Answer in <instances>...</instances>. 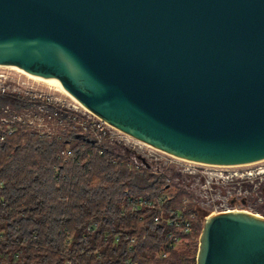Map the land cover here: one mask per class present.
Segmentation results:
<instances>
[{"label": "water", "instance_id": "obj_1", "mask_svg": "<svg viewBox=\"0 0 264 264\" xmlns=\"http://www.w3.org/2000/svg\"><path fill=\"white\" fill-rule=\"evenodd\" d=\"M0 66L178 158L264 160V0H0ZM196 264H264V217L207 216Z\"/></svg>", "mask_w": 264, "mask_h": 264}, {"label": "trees", "instance_id": "obj_2", "mask_svg": "<svg viewBox=\"0 0 264 264\" xmlns=\"http://www.w3.org/2000/svg\"><path fill=\"white\" fill-rule=\"evenodd\" d=\"M7 105L28 107L0 95V111ZM131 154L80 131L43 137L22 129L0 140V264H196L200 218L185 248L158 257L174 228L154 220L157 208L135 210L130 198L158 196L174 183L131 168ZM185 194L178 186L167 198L166 216L182 208Z\"/></svg>", "mask_w": 264, "mask_h": 264}, {"label": "built area", "instance_id": "obj_3", "mask_svg": "<svg viewBox=\"0 0 264 264\" xmlns=\"http://www.w3.org/2000/svg\"><path fill=\"white\" fill-rule=\"evenodd\" d=\"M4 85H6V83H0V91H2L0 95L6 94L5 96H10L14 98L20 97L19 95H12L11 93H8V88L6 89ZM22 85H25L24 90L28 91V94L24 96H28L27 101L34 104V110H37L39 108V110L42 112L46 111L47 109H51L48 111V117L50 119H53V116L58 115L60 117V121L58 124H67V127L69 128H71L72 126L75 129L74 131L78 130L84 134H87L98 145H101L105 141L120 144L123 142L126 144H130L133 143L132 141H135L139 144L147 146L145 143L110 125L102 118L83 108L82 106L81 107L85 110V112H82L80 114L88 116L86 113L88 112L95 118L86 119L83 117L84 121L77 122V117H82L78 113L74 114V116H70L69 118H67L69 116L70 111L68 109L60 108L54 105V97L52 94L34 93L33 89L27 86V84L22 83ZM18 99L22 100L21 97ZM2 112L3 113H0L1 141H5L8 137L16 134L22 129L30 130L33 134L46 133L45 130H40L43 129L42 126L38 125L39 127H35L37 125L36 120H39V117L37 116L32 119L23 118L20 114L15 113L10 105H7ZM78 126L80 127L78 128ZM147 147L150 148V150H153L151 151L152 156L157 155V152H161L178 160L174 165V167L176 168L177 177L165 176L164 178L170 184H177L180 180V176L189 177L190 184H188L186 187L194 194L198 195L200 198L207 200L209 203H213L212 209L208 211L205 218L209 215L232 210H244L251 212L255 215L257 214L258 216H262L261 214L255 213L247 209H234V207L231 206V198H246L251 196L250 188L243 187L247 183H249V185L251 186L252 183L257 185L258 182L261 184L259 188H261L262 190L264 189V167L256 168L255 165L264 162V160L239 165H209L200 164L198 162L191 163L186 160L176 158L152 146ZM142 158L143 157L139 156L141 163L139 164L137 162V170H140L141 167L142 169H144L149 168V166H151V164L147 162V159L145 161ZM165 162V165L167 167L173 166L174 164L169 163L168 161ZM177 163H180L181 166H179ZM196 165H201L210 169L206 168L201 171L199 169H196ZM250 165H254V167H251ZM156 172L162 176V171L156 170ZM3 186V182L0 181V189H2ZM170 190H172V187L168 186L158 196L140 195L136 197L132 196L130 198V202L133 204L135 210L142 208H157L159 210V214L154 218V220L156 222L163 221L174 228L173 230L167 233V241L165 242L164 247L157 254L159 258H167L172 250H177L180 246L183 245L184 242L188 240L187 235L192 231V220L197 218L196 214L193 211H188L187 209V207L191 204L187 196H185L182 200V208L173 212V217L165 215V201L174 193V191L170 192ZM200 204L208 203L204 202ZM177 229H179L181 233L177 232ZM131 241H134V238L131 239ZM128 264H133V262L130 260Z\"/></svg>", "mask_w": 264, "mask_h": 264}, {"label": "rangeland", "instance_id": "obj_4", "mask_svg": "<svg viewBox=\"0 0 264 264\" xmlns=\"http://www.w3.org/2000/svg\"><path fill=\"white\" fill-rule=\"evenodd\" d=\"M0 83H6V85H4V86L6 89L8 88V90H7L8 93H11L12 95L13 94L19 95L22 99L21 101L26 102L28 104V107H24L21 110L13 109L15 113L20 114L23 118H26V119H32L35 116L39 117V120H36L37 125L35 127H39L38 125H40L43 128L40 130L46 131V133L39 134V136L54 137L56 135H61V134L66 133V132L74 131L75 129L71 125H70L71 128H69V127H67L68 126L67 124L66 125L58 124L60 121V117L58 115L53 116V119H50L48 117V111L51 109H47L46 111H42V112L39 110V108L37 110L36 109L34 110V108H35L34 104L27 101L28 96H24V95L28 94V91L24 90L25 85H22V83L27 84V86H29L31 89H33L34 93L52 94L54 97V100H53L54 105H56L60 108L68 109L70 111L69 116L67 118H69L70 116H74V114H77V113L80 114L82 112H85V110L78 103H76L74 100H72L67 95L57 91L53 87H49L48 85H44L40 82L31 80V79L27 78L26 76L21 75L17 71L12 70L10 68H0ZM1 93H2V91H0V94ZM3 95H6V94H3ZM20 97H18V98H20ZM18 98L16 97V99H18ZM2 111H0V113H3ZM86 113L88 116L80 114L82 117L78 116L76 121L77 122L84 121L83 117L86 119H94L95 118L90 113H88V112H86ZM79 127L80 126H78V128ZM132 142L133 143H130V144H126L124 142L121 143V144H124L125 146L129 147L132 150V154L129 158V163H128L131 166V168L136 169L137 162L139 164L141 163V160L139 159V156H141V157H143L142 158L143 160L146 161V159H147V162L149 164H151V166H149V168H144V169H147L151 172L154 171L155 173H157L156 170L162 171V176H172V177L175 176V177H177L176 168L174 167V165L178 160L172 158L169 155H166V154H163V153L157 152V151H155V152H157L158 154L152 156L151 151H153V150H150V148H148L147 146L139 144L135 141H132ZM111 144H114V142H111ZM148 149H149V151H148ZM66 150H69L68 147L66 148ZM165 161H168L169 163H172V164L174 163V164H173V166L167 167L165 165V163H166ZM177 164L179 166H181L180 163H177ZM255 165H256V168L264 167V162L259 163V164H255ZM250 166L254 167V165H250ZM195 167H196V169H199L201 171L206 169V168L210 169L208 167H204L201 165H196ZM247 168H249V167H247ZM140 169H142V167ZM244 169H246V168H244ZM157 174H159V173H157ZM179 178H180L179 182L177 184L173 185L172 190H170V192L177 191L178 186H182L183 188H185L187 190V194H185L183 196V198L185 196H187V198L190 200V203H191L190 205H193V207L191 209L196 214L197 218H200V220L202 221V227H203V224L205 221V216L207 215L208 211L212 209L213 203H209L207 200L200 198L198 195L194 194L192 191H190L186 187L188 184H190V182H189L190 178L189 177L180 176ZM260 185L261 184L258 182H257V185L252 183L251 186L249 185V183H247L243 187L250 188L251 196L246 197V198L245 197H241V198L233 197V198H231L232 200L230 199L231 200V206L234 207V209H247V210L253 211L255 213L261 214L264 217V189L262 190L261 188H259ZM204 202L208 203V204H200V203H204ZM195 238L196 237H194V239ZM187 244H188V240L186 242H184L183 245L180 247L185 248V245H187Z\"/></svg>", "mask_w": 264, "mask_h": 264}, {"label": "bare ground", "instance_id": "obj_5", "mask_svg": "<svg viewBox=\"0 0 264 264\" xmlns=\"http://www.w3.org/2000/svg\"><path fill=\"white\" fill-rule=\"evenodd\" d=\"M0 68H10V69H12V70H15V71H17L18 73H20L21 75H24V76H26L27 78H29V79H31V80H34V81H37V82H40V83H42V84H44V85H48L49 87H52V86H50L49 84H47V83H45V82H42V81H40V80H38V79H36V78H34V77H32V76H30V75H28V74H26V73H24V72H21V71H19V70H17V69H15V68H13V67H8V66H0ZM54 88V87H53ZM54 89H56V88H54ZM57 90V89H56ZM57 91H59V90H57ZM59 92H61V91H59ZM61 93H63V92H61ZM64 94V93H63ZM66 95V94H65ZM68 96V95H67ZM68 97H70V96H68ZM72 100H74L76 103H78L80 106H82L83 108H85L86 109V107H84L81 103H79L78 101H76L75 99H73L72 97H70ZM144 143V142H143ZM147 146H149V147H151V145H149V144H147V143H145ZM169 154V153H168ZM171 155V154H170ZM173 156V155H172ZM174 157H176V156H174ZM176 158H178V157H176ZM179 159H181V160H186V159H182V158H179ZM186 161H188V162H191V163H197V162H194V161H189V160H186ZM200 164H204V163H200Z\"/></svg>", "mask_w": 264, "mask_h": 264}]
</instances>
